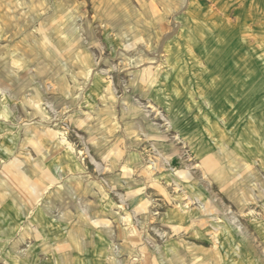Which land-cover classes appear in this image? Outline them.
I'll use <instances>...</instances> for the list:
<instances>
[{"label":"rangeland","instance_id":"374dc122","mask_svg":"<svg viewBox=\"0 0 264 264\" xmlns=\"http://www.w3.org/2000/svg\"><path fill=\"white\" fill-rule=\"evenodd\" d=\"M83 158L107 239L82 264H264V0H0V264L88 224L53 172Z\"/></svg>","mask_w":264,"mask_h":264},{"label":"crops","instance_id":"0c3cea01","mask_svg":"<svg viewBox=\"0 0 264 264\" xmlns=\"http://www.w3.org/2000/svg\"><path fill=\"white\" fill-rule=\"evenodd\" d=\"M105 150V154H107V149ZM105 154L104 158L106 157ZM99 167L102 168L101 176L104 178L109 176V174L105 176V171L108 169L104 168L102 165H99ZM53 172L60 176V178H63V181H66L67 186L69 183H75L77 185L78 188L72 189L77 195L78 200L83 202V208L85 206L84 202H88V206L92 205L93 207H99L98 211H94L91 214L88 212L87 216L83 218V221H85V223L88 222V224L82 223L81 226H75V224H66L62 221L56 223V219L47 218L49 217L47 215L49 212L46 211V213H44L40 208L34 209L35 212L33 213V221L36 222L37 220H41L43 217H46L48 224L45 225L44 228L41 226L38 228L40 232L44 233V236L40 238V240L33 238L35 245L29 248L30 252L28 253V256L25 259L18 258L16 264H38V254L43 261L50 264H82V262H88L89 259L92 262H98L99 260L95 259H98L100 255L106 250L105 245L107 233L105 232L103 226L96 227L90 223L94 220L98 221V218L103 217V213L100 210L106 206L105 195L107 196V194L105 193L104 189L105 185L102 184L101 181L103 178L99 179L100 175L97 172V166L90 160L83 158L82 161L77 160V163L73 165L65 166L61 163L56 166ZM114 190L120 189L113 187V195L115 193ZM85 208L89 210L88 207ZM29 227L30 225L28 227L25 225L17 226L16 234L18 235H14L13 241H11L8 246H20L22 243L24 244L26 239L34 237L33 232L30 234L31 230L28 232V234H21L23 231L24 233H27L25 230L29 229ZM86 233L91 235H85ZM75 234H77V238H75L77 239V243L86 244L89 243V241L86 240L92 239L91 242L93 244L91 247L84 249L83 252H80L79 255H76L73 249V237ZM62 240H65V244L67 245V252L64 256L63 254H59L58 251L59 241ZM13 253L14 251L12 250V253L10 254ZM6 263L10 264L8 261Z\"/></svg>","mask_w":264,"mask_h":264},{"label":"bare ground","instance_id":"6f19581e","mask_svg":"<svg viewBox=\"0 0 264 264\" xmlns=\"http://www.w3.org/2000/svg\"><path fill=\"white\" fill-rule=\"evenodd\" d=\"M180 43H181V42H180ZM177 44H178V43H177ZM180 45H182V44H180ZM173 53H174V52H173ZM173 56H174V55H173ZM173 56H172V57H173ZM176 57H177V56H176ZM171 60H172V59H171ZM174 63H175V62H174ZM175 64H176V63H175ZM172 66H173V65H172Z\"/></svg>","mask_w":264,"mask_h":264}]
</instances>
